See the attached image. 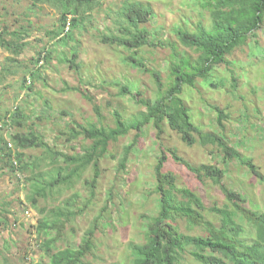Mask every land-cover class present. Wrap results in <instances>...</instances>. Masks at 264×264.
Segmentation results:
<instances>
[{"label":"rangeland","instance_id":"374dc122","mask_svg":"<svg viewBox=\"0 0 264 264\" xmlns=\"http://www.w3.org/2000/svg\"><path fill=\"white\" fill-rule=\"evenodd\" d=\"M202 1L96 0L94 10L80 23V28L66 29L58 40L52 37L53 31L60 30L61 14L57 7L46 4L28 8L24 2L10 0L4 5L7 9L4 12L0 1V35L9 40L10 36L2 29L15 31L25 27L29 30L23 42L25 50L20 56L14 58L0 47V72L5 66L12 65L13 71L16 69V74L0 84V117L4 118L17 106L23 108L28 117L23 130L11 128L9 133L6 129L3 132L5 139L9 141L18 131L24 136L35 134L54 152L72 159L85 157L92 142L83 137L69 142L72 129L90 124L115 128L117 113L128 122L139 119V115L147 111L137 101L153 106L173 84L174 76L170 70L173 47H177L179 55H190L194 62L198 59L199 54L179 42L177 32L194 33L202 26L211 29L212 17L209 10L202 7ZM130 4L152 7L154 11V16L145 25L150 31L152 45L137 52L103 43L105 36L119 34L118 15L120 18L122 9ZM73 18L70 16L69 20ZM68 34L75 39L68 38ZM42 51L51 54L49 63L43 59L38 64ZM129 57L142 63L143 68ZM228 60L233 74L223 67L211 75L212 81H218L221 86L201 85L205 80H199L195 89L185 90L183 99L197 126L224 138L244 158L253 160L264 177V24L262 30L256 36H250L244 46L228 56ZM30 71L37 76L32 78V89H27L24 81L30 77ZM153 73L160 76L164 91H159ZM30 81L28 79V85ZM214 107L225 113L223 127L217 122ZM163 131L164 145L194 166L209 164L224 169V184L233 191L245 193L253 209L264 212V180L249 174L238 161L225 164L218 147H189L167 123H164ZM135 135L137 133L132 132L110 144L108 155L100 163L101 174L93 190L94 197L87 185L94 178L90 166L81 180H74L73 186L63 185L59 193L57 191L47 200H39L40 208L51 210L75 194L80 195L76 207L83 209L82 214L67 224L60 249L79 248L88 232L95 229L94 250L87 261L133 264L132 246L148 242L149 225L157 215L159 202L158 194H155L154 166L160 157V148L154 126L148 125L140 132L141 138L122 171L120 162ZM16 148L15 155L24 152ZM25 152L28 156H40L44 149ZM56 160L60 162L54 166L48 164L51 161L43 163L36 174L45 173L48 179L46 173L64 167L63 157ZM164 171L173 172L184 184L194 187L192 189L204 197L207 208L217 206L222 209L228 205L219 186L199 182L172 157ZM23 177L4 162L0 163V264L49 262L40 249L37 234L42 216L27 200L30 185H23ZM207 218L215 223L219 221L212 213H208ZM179 224L185 233L204 234L202 228L188 230L184 223ZM183 264L197 263L186 254Z\"/></svg>","mask_w":264,"mask_h":264},{"label":"trees","instance_id":"16d2710c","mask_svg":"<svg viewBox=\"0 0 264 264\" xmlns=\"http://www.w3.org/2000/svg\"><path fill=\"white\" fill-rule=\"evenodd\" d=\"M4 12V5L10 0H0ZM24 2L28 8H38L51 4L60 10V30L53 31L52 37L58 40L66 32L70 24V31L79 29L80 23L86 19L88 13L94 10L96 0H17ZM205 10H209L212 17V27L207 29L199 27L197 32L179 30L177 36L179 42L187 49L199 54L194 62L190 55H179L177 47L170 60L171 74L174 76L172 86L153 105L138 100L147 112L141 113L139 119L128 122L119 113L115 114V128L98 127L90 124L88 127L77 126L72 129L70 141L84 138L92 142L87 148L86 156L81 159H72L62 153L49 149L44 141L31 134L24 136L21 131L12 134L9 141L3 132L11 128L23 130L27 116L23 108L17 106L12 112H8L4 118L0 117L2 128L0 129V163L4 162L9 168L23 177V185L28 183L30 191L27 200L42 218L37 227L40 237V249L48 258L49 262L33 264H93L87 261L94 250L95 229L90 230L77 249H60L59 243L64 238V233L73 219L82 214L81 208L76 207L79 194L64 201L63 205L51 210L40 208L39 200H47L54 195L63 185L73 186L74 180H81L83 173L92 166L94 178L87 185L92 189V197L100 176V163L108 155V149L112 142H117L136 132L133 142L126 147L120 167L124 171L132 150L141 138L140 132L153 125L157 133L160 157L154 166L155 194H158L157 215L151 219L148 229V242L143 245H133V264H183L184 255H190L197 264H264V212L254 210L252 203L242 191H233L224 184L226 171L218 166L204 164L194 166L179 156L175 150L164 145L163 126L167 123L170 129L181 136L182 141L189 147H218L225 164L238 161L250 173L259 180L264 177L254 164L253 160L244 158L238 151L233 149L224 138L204 132L197 126L190 115L183 96L187 88L195 89L199 80H205L203 84L211 87L221 86L218 81H212L211 75L216 70H231V62L228 56L244 46L250 36L263 28L264 24V0H203L201 3ZM9 11V10H8ZM121 13V12H120ZM119 13V14H120ZM0 16H2L0 14ZM74 18L69 20V17ZM154 16L152 7L139 4H130L122 9L118 15L119 34H110L103 38V43L117 46L125 50L138 51L152 45L149 41L150 31L146 24ZM30 25V24H29ZM7 29V28H6ZM4 30L10 39L0 35V47L10 52L13 57L20 56L25 50L23 43L28 37V28L10 31ZM74 40L72 34L67 35ZM58 42V41H57ZM61 42V41H60ZM257 46V44L255 45ZM45 54V55H44ZM76 57V56H74ZM44 59L49 63L51 54L42 51L38 64ZM134 63L143 68V64L132 57ZM10 62H14L11 58ZM74 65V62L70 63ZM16 70V69H15ZM14 70V71H15ZM12 65L3 67L0 72V84L4 83L8 76L14 73ZM233 74V71L231 70ZM37 75L30 71V77L26 78L25 88L32 89L33 81ZM153 78L159 91H164L161 78L153 73ZM28 79L31 84L28 85ZM234 79V78H233ZM235 80V79H234ZM125 88V87H124ZM159 92V93H160ZM123 93H128L127 89ZM139 98V97H138ZM137 100V98H135ZM215 108V107H214ZM217 122L223 127L226 120L225 113L217 108ZM98 112V109L96 108ZM1 113V111H0ZM16 150L24 152L15 155ZM44 149L40 156H28L26 150ZM63 157L62 168H54L46 173L36 174L46 161L52 166ZM172 157L175 162L185 167L199 182L205 184L211 182L219 186L225 195L228 205L225 208H207L204 197L195 192L194 187L187 186L173 172H165V165ZM47 164V165H48ZM62 165V166H63ZM121 172V171H120ZM67 174L66 176H63ZM58 191V193H59ZM89 203L85 205L87 208ZM208 213L218 217V223L208 220ZM184 223L188 230L202 228L203 235L185 233L179 223ZM255 235H253V234Z\"/></svg>","mask_w":264,"mask_h":264},{"label":"built area","instance_id":"2783aa9c","mask_svg":"<svg viewBox=\"0 0 264 264\" xmlns=\"http://www.w3.org/2000/svg\"><path fill=\"white\" fill-rule=\"evenodd\" d=\"M67 29H68V30L70 29V24L67 26Z\"/></svg>","mask_w":264,"mask_h":264},{"label":"clouds","instance_id":"9594fccd","mask_svg":"<svg viewBox=\"0 0 264 264\" xmlns=\"http://www.w3.org/2000/svg\"><path fill=\"white\" fill-rule=\"evenodd\" d=\"M68 25H69V24H68ZM68 25H67V26H68ZM66 29H67V28H66Z\"/></svg>","mask_w":264,"mask_h":264}]
</instances>
